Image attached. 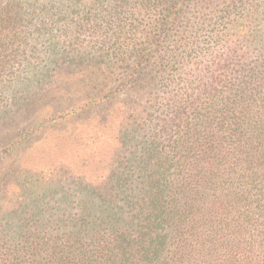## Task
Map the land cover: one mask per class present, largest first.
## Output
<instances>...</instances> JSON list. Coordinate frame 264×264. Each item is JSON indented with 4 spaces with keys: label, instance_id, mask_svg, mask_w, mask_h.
Instances as JSON below:
<instances>
[{
    "label": "trees",
    "instance_id": "trees-1",
    "mask_svg": "<svg viewBox=\"0 0 264 264\" xmlns=\"http://www.w3.org/2000/svg\"><path fill=\"white\" fill-rule=\"evenodd\" d=\"M48 100L93 166L23 163ZM4 102L0 264H264V0H0Z\"/></svg>",
    "mask_w": 264,
    "mask_h": 264
},
{
    "label": "rangeland",
    "instance_id": "rangeland-1",
    "mask_svg": "<svg viewBox=\"0 0 264 264\" xmlns=\"http://www.w3.org/2000/svg\"><path fill=\"white\" fill-rule=\"evenodd\" d=\"M9 79L3 78L4 81ZM13 90V89H11ZM8 90L6 95H12L13 91ZM15 90V88H14ZM50 90L48 86L34 87L32 89V95L35 98H42L47 95ZM19 91V90H15ZM49 103V104H48ZM48 100L47 104L43 101H39L36 104L35 112L26 116V119L22 123V116L17 117L20 120L22 129L30 133V137L27 138V143H24L23 149L25 155L22 157L23 163L31 169H44L47 167H60L64 164L70 165L73 168L81 167L87 162V167L92 165L93 156L98 150L91 141L86 139L82 140L85 135H81L80 130L76 129V124H65L63 122H51L47 121L50 115L43 111L49 108L48 105H52V110L58 105L56 102ZM2 107H6L5 102L0 104ZM57 105V106H55ZM24 117V116H23ZM17 125L18 129L21 127ZM4 125L0 124V129ZM75 131V132H74ZM93 166V165H92Z\"/></svg>",
    "mask_w": 264,
    "mask_h": 264
}]
</instances>
